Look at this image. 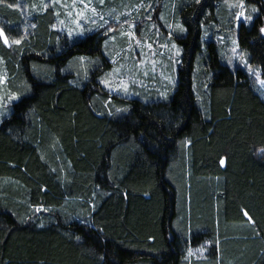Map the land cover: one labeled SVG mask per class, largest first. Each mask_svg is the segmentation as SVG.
<instances>
[{"label":"trees","instance_id":"obj_1","mask_svg":"<svg viewBox=\"0 0 264 264\" xmlns=\"http://www.w3.org/2000/svg\"><path fill=\"white\" fill-rule=\"evenodd\" d=\"M111 1L135 18L81 37L39 0H0V28L21 40L0 38L18 96L0 121V264H264V97L204 38L225 29V0ZM244 1L258 12L240 23L238 51L264 77V0ZM146 5L156 25L171 10L184 28L166 100L99 81L105 40L140 28Z\"/></svg>","mask_w":264,"mask_h":264},{"label":"rangeland","instance_id":"obj_2","mask_svg":"<svg viewBox=\"0 0 264 264\" xmlns=\"http://www.w3.org/2000/svg\"><path fill=\"white\" fill-rule=\"evenodd\" d=\"M39 2L43 8H46L45 5L54 8L57 14L56 27L60 31H66L65 33L68 36H79L77 33L82 32L81 37H84L87 32L85 30L90 32L96 30L99 28L97 25L102 23L100 16L108 21L118 22L124 15H127L126 17H129V19L135 18L134 15H130L137 10L136 7L129 10V12L124 11V8L117 9V6H114L111 0H104L103 4L100 3V0H39ZM92 8L96 9L95 15L91 11ZM253 9L256 11L254 12ZM152 11H154V8L146 5L144 24L141 23L140 28L136 29L135 26L130 29L129 25L133 24L130 21L129 24L122 26L117 34L109 35L104 42L103 55L110 60V65L99 75V81L100 83L102 80L107 81L106 84L101 83V85L113 95L144 99L145 95L154 92L156 95L152 98L166 100L175 89L177 83L175 73L179 58V55L177 56L175 53L177 49L180 50L176 38L178 32H183L184 28L171 10L167 13L168 15L160 13L162 16H160L159 23L156 25L151 21ZM222 12V20L216 24L213 23L216 27L223 25L225 29L221 34L217 32V37L212 36V32H207L204 38H218L224 56L226 55L231 60L240 59L241 65L256 76L257 89L264 97V77L260 76V71L257 68L247 65L243 56H240L237 46V31L240 23L250 24L253 17L257 15L258 7L244 0H225L222 4ZM238 13L251 16L252 20H242L237 24ZM166 18H168V25L164 23ZM93 19L96 20V25L91 23ZM106 28L105 31L108 32L109 29H112L111 26ZM130 31L134 33L132 37L128 35ZM70 33L72 35H69ZM233 49H236V51L233 52ZM1 60L2 57L0 56V66L2 65ZM5 77L6 73L0 68V121L9 114L11 109L9 104L18 99L17 95H8L4 83ZM121 81L128 84L127 93L120 87ZM117 89L119 90L117 91ZM11 97L17 98L11 99ZM201 251L203 250L191 251L188 256L200 258L201 254L198 252Z\"/></svg>","mask_w":264,"mask_h":264},{"label":"snow or ice","instance_id":"obj_3","mask_svg":"<svg viewBox=\"0 0 264 264\" xmlns=\"http://www.w3.org/2000/svg\"><path fill=\"white\" fill-rule=\"evenodd\" d=\"M199 2H200V0H197V3H199ZM100 3L103 4V3H104V0H100ZM45 7H47V5H45ZM149 7H150V6H149ZM91 11H92L93 14L95 15V13H96V9H95V8H92ZM253 11L255 12L256 10L253 9ZM100 20L102 21V23H100L99 25H97V26L100 27V28L105 27V26L109 23V21H108L107 19H105L103 16H100ZM242 20H243V21H251V20H252V17H251V16H247V15L242 14V13H238V14H237V24H239ZM91 23H93L94 25H96V20L93 19V20L91 21ZM134 27H135V24H134V23L131 24V25H129V28H130V29H132V28H134ZM109 31H112V29H109ZM259 32H260V34H261L262 36H264V26L260 27ZM133 34H134V33L131 32V31L128 33L129 37H132ZM69 35H72V33H70ZM77 35H83V33L80 32V33H77ZM0 38L3 39V43H4L5 45H9V43H10V42H9V39H8V37L5 35V32H4V29H3V28H0ZM11 43L16 44V45H19V44L21 43V40H20V39H16V40L11 41ZM149 47H151V45H149ZM173 47H175V45H173ZM235 51H236V49H233V52H235ZM175 54H176L177 56L180 55V50L177 49ZM81 59H83V58H81ZM101 83H102V84H106L107 81L102 80ZM120 87L123 89V91H124L125 93H127V90H128V84H126V83H124L123 81H121V82H120ZM118 90H119V89H117V91H118ZM16 98H17V97H11V99H16ZM118 111H120V110H118ZM220 163H221V165H223V164L225 163L224 159H221V160H220ZM94 207H95V206H93V208H94ZM243 214H244V216H245L246 218H248V220L251 222V217L249 216L248 212H247V211H244Z\"/></svg>","mask_w":264,"mask_h":264},{"label":"crops","instance_id":"obj_4","mask_svg":"<svg viewBox=\"0 0 264 264\" xmlns=\"http://www.w3.org/2000/svg\"><path fill=\"white\" fill-rule=\"evenodd\" d=\"M199 254H201V257L200 258H203L204 256V251H201V252H198Z\"/></svg>","mask_w":264,"mask_h":264}]
</instances>
